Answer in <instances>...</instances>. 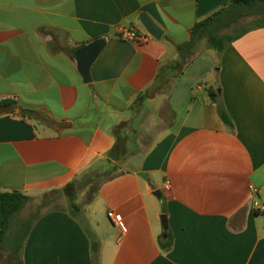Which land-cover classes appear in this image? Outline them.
<instances>
[{
  "label": "crops",
  "instance_id": "crops-1",
  "mask_svg": "<svg viewBox=\"0 0 264 264\" xmlns=\"http://www.w3.org/2000/svg\"><path fill=\"white\" fill-rule=\"evenodd\" d=\"M232 1L0 0V103L15 102L0 110V231L2 193L38 199L106 163L118 138L127 151L89 204L114 211L121 228L109 219L97 242L70 209L48 211L31 228L24 264H264V28L221 54L200 51L171 94L139 97L195 24ZM142 14L161 40H122L118 26L149 34ZM99 39L86 82L77 52ZM8 255L0 250V264Z\"/></svg>",
  "mask_w": 264,
  "mask_h": 264
},
{
  "label": "trees",
  "instance_id": "trees-1",
  "mask_svg": "<svg viewBox=\"0 0 264 264\" xmlns=\"http://www.w3.org/2000/svg\"><path fill=\"white\" fill-rule=\"evenodd\" d=\"M247 19H250L249 22L243 23ZM258 28H264V0H233L222 6L207 18L195 24L191 30L189 41L175 46L178 57L168 60L161 65L154 82L140 94V99L164 93L171 94L178 79L196 59L200 51L212 50L217 54H221L233 41L239 39L249 31ZM230 29H233V31L230 32ZM206 93L210 102L218 105L220 115L226 125L232 127V122L221 101L219 88H207ZM14 105V101L5 100L0 103V110L8 109ZM123 148L124 139L118 138L116 145L107 153L106 163L102 162V165L97 163L99 162L97 161L82 173L78 174L66 186L44 193L41 196L40 202H36L35 211L31 212L27 218L22 217L21 214L25 207L34 199L22 192L2 193L3 223L0 231V250L1 254H9L2 261L3 264H24L22 249L36 221L48 211L64 210L51 208L55 201L62 198L68 199L70 210L75 215V212L80 210L78 201L83 190L100 178L102 183L99 187L90 189L91 194L88 197L90 204L94 200L101 185L116 175L115 172L118 168L110 164L112 161H118L122 155H126L127 151ZM242 217L243 213H238L237 220L240 222L236 224L232 222V225L239 227L242 222ZM173 245V235L168 230V237H161L160 246L164 251H169ZM92 248L94 251V259L97 262L99 259L98 246L94 243Z\"/></svg>",
  "mask_w": 264,
  "mask_h": 264
},
{
  "label": "rangeland",
  "instance_id": "rangeland-1",
  "mask_svg": "<svg viewBox=\"0 0 264 264\" xmlns=\"http://www.w3.org/2000/svg\"><path fill=\"white\" fill-rule=\"evenodd\" d=\"M250 19L245 20L243 23H248ZM230 32L233 29L229 30ZM212 50H205L206 53H210ZM160 117H164L163 109L158 119ZM156 130L153 129L151 137L153 138L155 134H153ZM148 146V143L145 144ZM102 183V180L99 178L93 182V184L83 190L82 194L80 195V199L78 204L80 205V210L75 212V216L92 232L93 236L96 238V241L99 242L102 240L104 235H108L109 232L107 230V226L109 225V218L105 216V212L103 211L100 205H94L93 208H89V194H91V188H97ZM41 197L37 200H33L25 209L23 210L21 216L27 218L30 216L31 212L35 211L36 209V202H40ZM51 208H59V209H70V204L67 198H62L60 200L55 201ZM50 209V208H48ZM47 210V209H46ZM45 210V211H46Z\"/></svg>",
  "mask_w": 264,
  "mask_h": 264
},
{
  "label": "water",
  "instance_id": "water-1",
  "mask_svg": "<svg viewBox=\"0 0 264 264\" xmlns=\"http://www.w3.org/2000/svg\"><path fill=\"white\" fill-rule=\"evenodd\" d=\"M141 22L143 23V25L145 26L146 30L150 35H152L157 40H161L164 31L161 28H159L147 14L141 15ZM105 44H106L105 40L99 39L92 42L88 46L82 47L80 50H78L77 56L79 62V69L86 82L91 81V74H90L91 67L98 58V56L100 55ZM154 196H156V198L159 201H163V192L161 190H156L154 192ZM162 226L164 230L163 237L167 238L169 227H168V219L166 214L162 215Z\"/></svg>",
  "mask_w": 264,
  "mask_h": 264
},
{
  "label": "built area",
  "instance_id": "built-area-1",
  "mask_svg": "<svg viewBox=\"0 0 264 264\" xmlns=\"http://www.w3.org/2000/svg\"><path fill=\"white\" fill-rule=\"evenodd\" d=\"M117 32L122 40L129 41V42H136V43L147 42L150 38L153 37L150 34H142L135 28H126L123 26H118ZM261 209L264 211V205L261 207ZM108 217L111 220L114 227L118 229L121 228L120 220L117 218L114 211H109Z\"/></svg>",
  "mask_w": 264,
  "mask_h": 264
}]
</instances>
